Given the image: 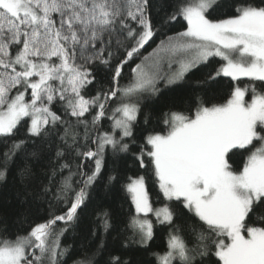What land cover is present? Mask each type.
Instances as JSON below:
<instances>
[{
	"label": "snow or ice",
	"instance_id": "snow-or-ice-1",
	"mask_svg": "<svg viewBox=\"0 0 264 264\" xmlns=\"http://www.w3.org/2000/svg\"><path fill=\"white\" fill-rule=\"evenodd\" d=\"M214 6L219 0H175L158 27L153 16L160 8L153 0H0V141L8 145L0 154V181L12 157L37 138L58 136L81 157L76 172L68 163L61 166L69 170L53 193L66 209L61 215L52 214L27 235L10 232L0 221V264H66L70 248L61 238L79 219L104 168L106 149L128 152L124 140L135 143L145 97L159 96L158 82L178 84L210 57L224 63L209 80L223 75L250 82L234 85L223 103L196 94L182 108L161 112L156 127L143 129V143L133 155L140 168L150 169L166 202L153 206L144 175L128 178L124 190L134 212L125 246H146L153 239L152 214L157 224L169 226L167 249L154 253L156 264H210L213 257L216 264H264V0H231V14L222 19L209 18ZM178 17L187 22L184 31L160 32ZM159 36L145 55L142 50ZM130 62L131 78L122 85ZM173 65L178 70L171 71ZM100 67L111 73L106 85L97 80ZM94 82L98 87L90 95ZM105 119L108 131L102 130ZM143 123H149V114ZM64 155L57 152L58 158ZM87 160L94 164L90 171L84 170ZM73 176L80 177L78 186ZM173 202L201 226L176 224ZM98 219L105 233L113 227L109 211ZM57 222L65 227L57 228ZM102 249L103 241L93 257L73 264H94ZM106 264L129 262L111 256Z\"/></svg>",
	"mask_w": 264,
	"mask_h": 264
},
{
	"label": "trees",
	"instance_id": "trees-1",
	"mask_svg": "<svg viewBox=\"0 0 264 264\" xmlns=\"http://www.w3.org/2000/svg\"><path fill=\"white\" fill-rule=\"evenodd\" d=\"M154 6L160 8V14L153 16V23L161 26L166 13L172 11V5L175 0H153ZM231 0H220L219 7L210 10V19H222L226 14H231L229 7ZM187 22L178 17L171 24L160 27V32L169 36L184 31ZM159 36L155 43H151V47L146 46V55L151 52L156 44L159 43ZM123 51L119 56L123 57ZM116 60H113V64ZM135 63H139L136 60ZM224 61L219 57L209 58L207 63L200 64L197 68L187 73L184 80L178 84L165 87L163 81L158 82L161 94L156 97L146 96L141 105V114L138 118V124L134 125V139L125 138L124 142L129 144L128 152L113 153L109 147L106 149L105 165L101 171V175L97 178L96 183L88 190L89 198L86 205L79 211V219L68 226V230L64 233L61 243L70 248V252L66 259V264H73L74 261H84L88 257H93L98 247L103 241V249L98 255L94 256V264H106L111 256H120L129 264H156L154 253H163L167 249V239L169 226L157 224L155 218L151 216L154 222V237L145 246L141 244H128L125 241L131 235L128 229V221L133 215L134 208L128 194L124 190V185L129 177L144 175L148 181V189L152 197L154 207L163 205L166 201L159 191L158 185L155 183L154 177L150 176L149 171L140 168L136 157L133 153L139 152V147L143 143V129L157 126V120L163 111H167L169 107L182 108L186 103L190 102L194 95L199 94L205 100L212 103H223L228 98L234 85L241 87L248 84L249 78H241L239 81H233L230 77L223 75L217 76L214 80H209L210 74L214 75ZM130 66H134L133 62L126 65L120 83L127 84L131 78ZM97 80L100 85L109 83L111 73L103 67L95 70ZM200 83H197V82ZM259 83V82H257ZM98 85L94 82L88 88L90 95H95ZM251 93L246 96V100L250 99ZM28 96H26V99ZM54 111L59 112L58 108ZM149 114V123H143L144 115ZM73 120L74 118H68ZM27 120V118H26ZM109 121H102V130L108 131ZM25 129H21L19 138H24ZM81 133L83 129H78ZM61 134L63 128L60 129ZM69 143L71 140L69 139ZM81 143H83L81 141ZM91 144V139L89 140ZM79 145H76L78 147ZM8 145L0 141V154L6 151ZM63 150L65 155L58 158L57 152ZM3 156L0 155V164H2ZM68 163L72 166V171L76 172V165L81 163V157L67 148L61 143L58 136L37 138L34 143H28L27 147L17 152L12 157L8 165L7 177L0 181V221L7 224L10 232L27 235L31 227L35 224L42 223L49 219L52 214L61 215L66 209L62 204L57 203L53 199V193L60 187L64 177L69 175L68 169L61 170V166ZM85 171H90L94 164L91 160L84 161ZM145 164L148 160L145 159ZM26 169V171H24ZM110 176H116L117 179L109 181ZM80 180L79 176H73V184L77 185ZM51 189L46 192V189ZM159 197V203L156 198ZM171 206L177 212L175 223L185 228L188 225L201 226L198 218L189 213L179 202H173ZM107 210L111 213L113 227L107 233L104 232L98 214ZM57 228H63L62 222H57ZM215 257L212 258L210 264H216ZM179 264V262H175Z\"/></svg>",
	"mask_w": 264,
	"mask_h": 264
},
{
	"label": "rangeland",
	"instance_id": "rangeland-1",
	"mask_svg": "<svg viewBox=\"0 0 264 264\" xmlns=\"http://www.w3.org/2000/svg\"><path fill=\"white\" fill-rule=\"evenodd\" d=\"M219 1H220V0H219ZM210 58H211V57H210ZM176 70H178L177 67H176L175 65H173L171 71H176ZM164 71H165V72H168L169 69H168L167 67H165ZM245 99H246V97H245ZM151 216H152V214H148V218H149V219H151ZM153 218H154V217H153ZM152 221H153V220H152ZM153 225H154V222H153ZM61 239H62V238H61ZM149 242H150V241H149ZM149 242H148V243H149Z\"/></svg>",
	"mask_w": 264,
	"mask_h": 264
}]
</instances>
